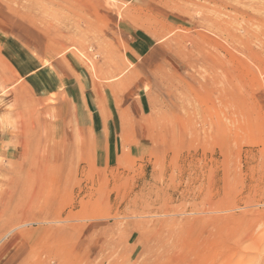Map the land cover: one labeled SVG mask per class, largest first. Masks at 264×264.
Returning <instances> with one entry per match:
<instances>
[{
    "label": "rangeland",
    "instance_id": "obj_1",
    "mask_svg": "<svg viewBox=\"0 0 264 264\" xmlns=\"http://www.w3.org/2000/svg\"><path fill=\"white\" fill-rule=\"evenodd\" d=\"M0 264H264V0H0Z\"/></svg>",
    "mask_w": 264,
    "mask_h": 264
},
{
    "label": "crops",
    "instance_id": "obj_2",
    "mask_svg": "<svg viewBox=\"0 0 264 264\" xmlns=\"http://www.w3.org/2000/svg\"><path fill=\"white\" fill-rule=\"evenodd\" d=\"M22 67L26 69V67L29 66L26 65V67ZM57 79L59 81L63 80L58 75ZM64 83L66 99L69 105L72 102L75 106V118L78 125L82 128L91 129L92 132H94V134L96 135V138H94V140L97 142V144H99L100 140L105 142V125L100 113L97 109L94 108L96 107V99L95 97H91L93 95H91L86 89L85 81L83 79L80 81L75 76H67V79ZM35 85L44 86L45 84L39 82ZM93 102L95 103V106Z\"/></svg>",
    "mask_w": 264,
    "mask_h": 264
},
{
    "label": "bare ground",
    "instance_id": "obj_3",
    "mask_svg": "<svg viewBox=\"0 0 264 264\" xmlns=\"http://www.w3.org/2000/svg\"><path fill=\"white\" fill-rule=\"evenodd\" d=\"M22 132V131H21Z\"/></svg>",
    "mask_w": 264,
    "mask_h": 264
}]
</instances>
